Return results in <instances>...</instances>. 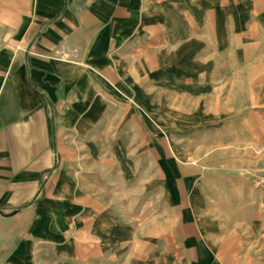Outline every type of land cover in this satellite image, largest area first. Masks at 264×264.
Returning a JSON list of instances; mask_svg holds the SVG:
<instances>
[{
    "label": "crops",
    "instance_id": "crops-1",
    "mask_svg": "<svg viewBox=\"0 0 264 264\" xmlns=\"http://www.w3.org/2000/svg\"><path fill=\"white\" fill-rule=\"evenodd\" d=\"M264 0H0V264H264Z\"/></svg>",
    "mask_w": 264,
    "mask_h": 264
},
{
    "label": "built area",
    "instance_id": "built-area-1",
    "mask_svg": "<svg viewBox=\"0 0 264 264\" xmlns=\"http://www.w3.org/2000/svg\"><path fill=\"white\" fill-rule=\"evenodd\" d=\"M254 186L264 194V168L262 173L252 178Z\"/></svg>",
    "mask_w": 264,
    "mask_h": 264
}]
</instances>
